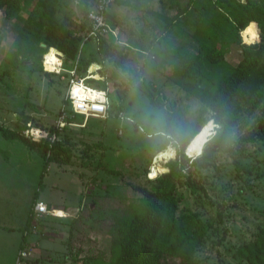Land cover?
<instances>
[{"label": "rangeland", "instance_id": "obj_1", "mask_svg": "<svg viewBox=\"0 0 264 264\" xmlns=\"http://www.w3.org/2000/svg\"><path fill=\"white\" fill-rule=\"evenodd\" d=\"M110 1L107 14L117 24L108 20L114 34L107 42L127 53L126 66L137 71L138 83L115 60L100 58L95 43H86L83 54L86 60H97L99 78L92 84L107 93L110 110L120 113L122 121L71 113L65 102L70 75L48 74L43 66L49 49L59 52L39 39L40 0H20L0 10V126L22 136L33 127L56 131L58 140L47 141L48 147L60 143L70 151L55 154L53 148L44 153L43 142L32 151L21 140L0 134V264H14L17 249L26 244L33 249L31 264H90L89 257L109 252L112 219L120 211V201L139 196L133 186H151L147 179L157 150L167 149L162 158L168 151L170 159L176 157L175 144L164 130L171 118V102L182 99L175 111L186 124L200 110H206L204 119L212 116L208 105L187 98L169 80L170 72L164 74L161 64L165 40L173 48L188 42L183 18L190 17L187 5L192 0ZM70 2L77 4V0ZM72 9L75 24L81 18L80 8L72 5ZM240 40L254 45L259 36L246 44L241 32ZM64 64L68 71L70 63ZM146 87L153 93L152 100L143 91ZM249 90L251 103L257 101L254 113L248 114L244 98L231 110L233 114L243 107L246 115L228 140L229 148L237 151L235 157L218 152L206 168L189 170L207 198L191 194L186 184L176 186V198L182 197L176 217L194 215L205 226L195 252L199 264H238L240 246L252 243L264 225V138L237 146L240 136L254 130L264 112V50ZM64 112L67 124L58 129ZM209 122L214 126L211 139L219 125ZM162 158L158 166L164 171L159 175L169 171L170 159ZM39 202L46 205L47 213L35 218L33 210Z\"/></svg>", "mask_w": 264, "mask_h": 264}, {"label": "trees", "instance_id": "obj_2", "mask_svg": "<svg viewBox=\"0 0 264 264\" xmlns=\"http://www.w3.org/2000/svg\"><path fill=\"white\" fill-rule=\"evenodd\" d=\"M19 1L0 0V10L16 5ZM91 2L92 0H77L76 5L71 2L69 5L68 0L39 2L38 24L42 27L39 39L46 43L47 48H54L60 53L63 66L64 63H70L68 71L77 60L80 45L84 41L82 34L89 27L87 15ZM72 5L80 8L81 18L75 24L72 21ZM187 7L191 10L190 17L183 18V26L188 42L173 48L165 40L160 47L161 64L164 74L170 72L169 80L183 90L187 98L191 97L208 105L212 116L204 119L206 110H200L194 121L186 124L175 111L182 99L171 102L168 107L169 111L172 110L171 118H168L164 130L175 144L176 157L170 159L171 153L168 151L162 159H170L167 165L169 171L155 179H147L150 187L133 186L139 196L120 201V211L112 219L109 252H99L96 259L89 257L90 264H199L195 252L203 240L205 226L194 215L176 217L178 200H182V197L176 198V186L186 184L191 194L207 198L202 184L189 176L190 168H206L218 152L230 154L233 158L237 154V151L229 148L228 140L246 115L242 114L245 110L243 107L233 114L231 110L237 101L242 102L244 99H247L243 102L249 108L248 114H253L256 110L257 101L251 103V98L246 93L250 91V83L263 61L264 0H192ZM250 25H255L254 31L257 38L259 36V41L254 45H244L241 43L240 33ZM176 31L182 30L178 27ZM110 36L111 34L92 38L85 44L95 43V50L100 58L115 60L122 71L133 76L131 81L138 83L137 71L126 66L127 53L108 44ZM84 58L83 55L78 61L80 73H84L91 64H97L94 58ZM92 83L93 80L88 81L91 86ZM143 91L149 100L153 99V93L147 87ZM154 106L157 105L154 103ZM109 114L110 117L101 120L122 121L117 111H110ZM210 120H214L219 129L206 142L201 155L189 158L186 154L188 147L202 127L211 123ZM0 134L6 139L21 140L32 151H37L41 146L40 143L32 142L1 126ZM263 138L264 112L256 128L240 136L237 146L241 148L246 143H255ZM42 144L44 153L54 148L48 147L47 141ZM166 150L161 148L156 153ZM54 152L70 154L60 143L56 144ZM185 176L187 178L182 183V177ZM239 251L238 264H264V225L254 241L240 246Z\"/></svg>", "mask_w": 264, "mask_h": 264}, {"label": "built area", "instance_id": "obj_3", "mask_svg": "<svg viewBox=\"0 0 264 264\" xmlns=\"http://www.w3.org/2000/svg\"><path fill=\"white\" fill-rule=\"evenodd\" d=\"M110 0H92L91 8L88 12L87 15V20L89 21V27L85 31V34H82L83 37V43L80 45L79 48V55L77 57L76 62L74 63L73 67L71 70L66 71L63 68V61L61 60V55L58 53L57 56H59L61 59V64L60 66L54 67V70L48 73H53V74H60L61 71H64V73H68L69 76V81H68V88L65 96V102L68 103L69 109L72 114L74 115H80L83 116L85 119L88 117L90 118H102V119H107L110 117L109 112L111 111L109 108V103H108V96L107 93L102 90H98L94 88V86H91L88 84V81L90 80H95L93 75L98 76V71L100 70V67L98 68L97 71L94 73H90V67L94 64H91L84 74L82 76H78V73L81 71L78 69L79 67V58L82 57L83 54V48L85 46V42L90 40V39H96L99 36H107L109 34H114L113 30L109 27L107 22H109L106 18V15L108 13L109 7H110ZM44 66V65H43ZM45 68V67H44ZM83 82L84 86L86 88H90L92 90H95L97 92H103L105 94V103L101 105L102 110L99 109H93L91 104L93 102L89 101H84L88 107L86 109H80L79 111L74 110V99L72 97V88L74 85H80V83ZM97 105H100V101L97 100L95 101ZM62 116L58 120V123L56 125V128L58 129H63V127L67 124L66 122V113H62ZM122 119V117L120 116ZM24 137L27 139L31 140L32 142H46V141H51L53 144L58 140V135L56 131L51 132L48 129H41V128H30L24 132ZM47 213V207L44 203L39 202L38 204L35 205L33 214L35 218L40 217L41 215H45ZM28 247H24L21 250H19L17 257L15 259L14 264H31V257L33 255V249L30 246V244H26Z\"/></svg>", "mask_w": 264, "mask_h": 264}, {"label": "clouds", "instance_id": "obj_4", "mask_svg": "<svg viewBox=\"0 0 264 264\" xmlns=\"http://www.w3.org/2000/svg\"><path fill=\"white\" fill-rule=\"evenodd\" d=\"M254 27L255 25H250L243 33V39H244V43L246 44H252L256 39H257V35L254 31ZM57 63V61L55 60L54 56H49L47 58V62H46V71H52L54 69H51L50 67H48V65L51 64H55ZM95 67V66H93ZM92 69H90L91 71ZM72 97L75 101L74 103V110L79 111L80 109H86L88 107V105H86L84 103V101H89V102H93L91 104L93 109H99L102 110L101 105H103L106 101H105V94L103 92H97L95 90H92L90 88H86L84 86V83L81 82L80 85L76 86L74 85L72 88ZM99 100L100 101V105H97L95 103V101ZM166 171V170H165ZM155 175L151 174L149 176V179H155ZM57 216H62L63 213L57 212L56 213Z\"/></svg>", "mask_w": 264, "mask_h": 264}, {"label": "bare ground", "instance_id": "obj_5", "mask_svg": "<svg viewBox=\"0 0 264 264\" xmlns=\"http://www.w3.org/2000/svg\"><path fill=\"white\" fill-rule=\"evenodd\" d=\"M49 51L50 52H48L47 54L44 55L43 65H44V67L46 69L47 58L49 56H54L55 60L57 61V63L48 65V67H50L51 69H54V67L60 66L61 60H60L59 56H57V54L55 53V51L53 49H51V50L49 49ZM93 66H95V67H93ZM90 69H92L90 71V73H94L95 71L98 70V67H97V65L94 64V65H92L90 67ZM48 72H51V71H48ZM96 77H97V75H93L92 78L97 79ZM76 86H78V85H76ZM213 131H214V126H213L212 123H208V124H206L205 126L202 127V129L199 132V134L196 135L194 141L188 147V150H187L186 154L188 155L189 158H195V157H198L199 155H201L202 149H203L204 145L206 144V142L209 141L210 137L212 136ZM163 153L164 152H161V153L157 154L156 159L154 160V164L151 167V171L149 173V176L151 174H154L155 177H158L159 173L162 172V168H160L158 166V162L161 160V158L163 156Z\"/></svg>", "mask_w": 264, "mask_h": 264}, {"label": "water", "instance_id": "obj_6", "mask_svg": "<svg viewBox=\"0 0 264 264\" xmlns=\"http://www.w3.org/2000/svg\"><path fill=\"white\" fill-rule=\"evenodd\" d=\"M106 18H107V20L111 21L112 23L117 24L116 19L111 14H107Z\"/></svg>", "mask_w": 264, "mask_h": 264}, {"label": "crops", "instance_id": "obj_7", "mask_svg": "<svg viewBox=\"0 0 264 264\" xmlns=\"http://www.w3.org/2000/svg\"><path fill=\"white\" fill-rule=\"evenodd\" d=\"M96 78L98 79L99 77L97 76ZM18 240H19V239H18ZM19 241H20V240H19ZM19 247H21V242H20V244H19ZM45 248L48 249V248H49V245H46ZM19 250H20V248L17 249V254H18ZM17 254H15L16 256H15V258L13 259V263L15 262V259H16V257H17ZM35 264H40V263H35Z\"/></svg>", "mask_w": 264, "mask_h": 264}]
</instances>
